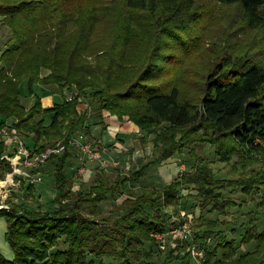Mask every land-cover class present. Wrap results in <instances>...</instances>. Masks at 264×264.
I'll return each instance as SVG.
<instances>
[{"label": "trees", "instance_id": "1", "mask_svg": "<svg viewBox=\"0 0 264 264\" xmlns=\"http://www.w3.org/2000/svg\"><path fill=\"white\" fill-rule=\"evenodd\" d=\"M86 1L90 0H0V19L13 33L0 54V128L11 120L27 147L42 152L78 131L93 142L87 123L99 119L104 124L107 110L120 120L129 118L147 135L154 134L159 156L140 169L126 170L127 162L99 168L91 185L79 177L83 174L78 168L72 176L67 172L79 157L77 149L68 147L65 153L52 156L35 170L43 172L48 165L52 172L57 195L51 205L43 210L9 198L11 210H0L14 254L10 260L0 252V264H197L177 253L180 249L173 248L174 240L164 254V245L155 237L187 220L180 207L189 212L196 209L197 204L188 205L191 197L198 199L201 213L192 212L196 232L183 245L198 243L205 250L202 264H264V230L256 214L248 213L249 224L231 228L232 235L218 230L224 222L214 216L244 206L226 196L227 188L257 195V206H264V61L234 55V50L226 48L216 58L214 64L221 62L213 66L199 97L187 94L177 83L148 84V71L134 82L142 68L118 50L121 41L112 43L105 56L98 55L100 47L92 45L98 23L112 17L115 35L120 37L124 22L140 13L164 39L199 20L200 0H91L103 5L99 10L91 5L80 8ZM218 5H237L243 27L264 30V0H212L207 7ZM178 37V42H184L181 34ZM199 38L204 44L205 35ZM185 40L188 44L195 38ZM126 41L131 43V37ZM192 45L189 48L194 49ZM210 51L211 56L218 54ZM90 59L96 64L91 65ZM23 83L27 94L22 92ZM55 86L62 96L45 109L42 95ZM66 89L84 97L92 93L90 110L81 112L78 100L68 101ZM26 97L34 100L31 107ZM198 145L213 147L223 163L230 164L236 157L231 171L239 172L238 178H218L211 161L195 154ZM9 153L0 141V178L13 171L5 158ZM184 155L193 164L178 177L144 184L143 177L155 162ZM78 181L80 187L75 190ZM38 185L28 186V192L32 194ZM110 200L115 214L107 216L100 208Z\"/></svg>", "mask_w": 264, "mask_h": 264}, {"label": "rangeland", "instance_id": "2", "mask_svg": "<svg viewBox=\"0 0 264 264\" xmlns=\"http://www.w3.org/2000/svg\"><path fill=\"white\" fill-rule=\"evenodd\" d=\"M209 2H212V0H200L198 5V17H200L199 20L196 23L187 26L186 29L183 28L184 31L181 29H177V32H175V36L164 35V39H161L159 37L161 34H159V32H157V30L152 26H150L146 18L142 17V15L140 16V13H138L132 16L131 21L124 22V25L122 26L123 34L120 37H116L115 35L117 27L116 25H114L112 17L109 18V21H104V23L100 21V23H98V25L92 31V45L94 44L95 46L100 47L98 48L100 50L98 55L105 56L106 53L111 50L112 43L121 41L123 44H120L121 46L118 47V50H123L125 52L124 56L126 58H129V60L131 59L130 61H134L139 70H141L142 68L136 78H134V82L137 81L139 77L141 78L143 73L148 71L149 74L146 77V81L150 85L156 84L159 81L165 83L169 82L172 84L177 83V86H179L182 90L187 91V94H190L192 96L197 95L198 97L202 96L204 93V88H202V85H204V82H206V80L208 79L209 74L213 72V66H217V64L221 62L218 61L217 64H214L216 63V58H218L220 54L226 50V48H231L232 50H234L236 52L234 55H248L247 57L257 60V62L264 61V30L256 32L249 30L247 27H243L246 25L242 23V12L237 5H218L207 7V4ZM89 5L94 6V10H99L103 5V1H101L99 5H97V3L95 2H92L91 0L86 1L84 3V6L80 8L87 9L89 8ZM2 23V19H0V51L5 48L8 39L11 38L13 34L11 28H8V26L3 25ZM125 30H127V32ZM121 31L122 30H120V32ZM179 34H181L185 39L195 38V40L193 42L189 41L188 44L186 43L188 40L185 39L184 42H178L177 39L179 38ZM202 34L205 35L204 44H202L199 38ZM189 35L191 37H188ZM128 36H130L132 39L131 43H127L126 41ZM198 41L199 45L196 48ZM155 42L156 44H154ZM190 44H193L192 47L195 46L194 49H196L194 50L189 48ZM249 46H251V48ZM211 48L213 49V51H218L216 57L210 55ZM201 51H203V56L201 54ZM170 52H172V55H169ZM90 61L93 62L91 63V65L96 64L93 59H90ZM98 63L100 64L99 61ZM228 64L229 66H227V69L231 65L230 63ZM125 65L127 66L128 63L125 62ZM52 88L54 89V91H56L55 93L58 94L57 96L61 98L62 95H60L59 88L57 86ZM22 92L24 94L28 93V87L26 83H23L22 85ZM63 93L65 94V96H70V93L72 92L66 89ZM91 94L92 93L87 92L86 97L79 94V98L75 99L78 100V104H82L81 108L78 107L81 112L86 109L90 110L89 102L91 100ZM24 101L29 105L28 107H30V105L34 103V100L32 98L29 99L26 97ZM104 113L116 116V113L111 114V112L107 110L103 112V115ZM47 117H49V115ZM117 117L119 116L117 115ZM91 121L93 122L92 119H90L88 122L90 123ZM11 122V120H8L6 125H14ZM95 122L98 123L96 120ZM133 123L139 128L140 137H137L134 142H129L128 140H126L124 142L126 143V145L119 144L124 147H129L133 151L132 153L130 152L129 155L125 153L123 155H119V157L122 163H130V168L136 167L140 169L142 168V166L149 164L151 161L157 159L159 153L156 152L157 149L155 147V143L153 142L155 135H147L141 130V126H139L135 122ZM104 125L100 127L99 130L102 131L101 134L107 135L108 138H110L108 131H106L107 129H104ZM1 140L4 139L0 135V141ZM110 140H113L112 137L110 138ZM112 142L114 141H108L109 144L106 143V147H112ZM194 152L199 157L211 161V168L213 169V172L218 176V178H238L239 172L231 171V165L237 160L236 157L234 158L232 163L227 164L219 161V159L214 154L213 147L205 146L204 148H201L198 145L194 149ZM182 161L186 163L183 164ZM192 164L193 161L190 160V156L187 157L185 155L183 157L175 156L166 161L155 162L153 165H151L150 170L143 177V182L145 185L152 184L153 182H155L156 184L170 182L174 178L178 177L181 172L189 169ZM81 167L83 166L79 159L78 169L80 170ZM99 168L100 166L97 164V162H87V164L85 165V173H89L87 171L89 169L93 172L90 179H87V184L91 185L92 183H94ZM240 170L241 168L239 165L238 171ZM20 176L21 175H19L18 177ZM42 176L43 181L39 184L38 187H34L35 189L33 190L32 194H30L29 192H26L25 194L24 190L22 191V189H17V192H15L16 194L14 193L15 196L13 195V201L18 204H30L33 206H38L40 207V209L46 210V207L51 205L52 200L55 199L57 193L55 189V180L52 177V172L50 171L49 173L48 170H44L42 172ZM7 177L0 178V188L4 185V182L7 181ZM79 177L82 178V180L85 182L84 176L80 175ZM15 185L17 186L18 184L15 183ZM28 186L29 185H25L23 187L25 191L28 190ZM224 191L226 192L227 197H231L236 202H242L244 206L230 209L227 215L214 214L216 218L220 219L221 223L224 222L223 225L218 227V230L226 231L228 235H232L231 228L235 226L236 228H241L243 223L249 224L250 216L248 215V213L250 212L256 214L257 218H259L258 223L260 222L259 228L260 230H264V206H257V203H260L259 196H245L240 189L227 188ZM125 198L126 197H123L122 199H120V201L122 202ZM190 199L192 200L189 201L188 205L193 203L197 204L196 209L194 208L192 212H197V214L200 215L201 206H199L198 199H194L193 197H191ZM2 201L3 198H0V202ZM181 207L180 210L182 212H185L186 218L188 219L186 223L188 225V230L190 231V234H194L196 232V228L194 226L196 216L194 215V213L184 210ZM100 210L102 211V214H105L107 216H109L110 214H115L114 205L111 200L105 202ZM167 210H173L174 212L173 208H169ZM207 214L209 215L210 213ZM188 216H192V218ZM5 221L6 218L0 215V244H6ZM177 226L178 225H176L175 227H170L166 233L174 230L175 228H177ZM240 231L241 230H239V232ZM155 237H157L162 245H164L162 246L163 250L166 251L164 252V254H166L168 250H166V245L169 246L170 243L172 244L174 240L172 246L173 248L177 247L175 249L179 248L180 250H178L177 253L179 252V254H181L182 256L186 254L193 260H195V258H200L199 254H203V257L205 256V250L201 248L198 243L196 244L200 251H198L197 249L194 253L193 251H189L188 243L185 246L183 245L185 243V239L175 237L174 235H172V233L166 236L155 235ZM7 248H9L7 247V244L6 247H1L6 255ZM13 259L14 258H12L11 260ZM201 261L202 263H204L203 258L201 259Z\"/></svg>", "mask_w": 264, "mask_h": 264}, {"label": "built area", "instance_id": "3", "mask_svg": "<svg viewBox=\"0 0 264 264\" xmlns=\"http://www.w3.org/2000/svg\"><path fill=\"white\" fill-rule=\"evenodd\" d=\"M70 94V96H67V100L70 102L80 96L78 92H72ZM81 106L82 104H79L78 107L81 108ZM0 135L4 139L1 141L8 146L10 152L5 158L13 168V171L7 177V181L4 182V185L0 188V198H3V201L0 202V210H6L8 212L11 210V205L8 204L7 201L9 198H12L15 192H17L16 190H20V187L23 186V184L30 186L41 183L43 181L42 172L36 173L35 170L42 168L52 156L65 153L68 147L78 150L79 158L83 166L80 168L79 173L83 175L86 174L85 165L88 161L97 162L100 168L104 169L121 167L122 162L120 161L119 155L125 153L130 154L131 151L129 147H124L119 144L109 148L102 144L95 145L94 142L89 140L84 131H78L76 134L66 136L56 146L48 147L42 152H36L29 149L14 125H6L0 128ZM125 169H130V163H128ZM19 175L21 176L18 177ZM15 183L18 184V187ZM181 215L186 217L185 212H181ZM188 217L192 218V216ZM187 221L188 219L183 223H179L177 228L171 230L169 233L158 235L166 236L172 233V235L179 237L180 239H188L192 237V233L190 234V231L188 230V225L186 224ZM197 249L200 251L195 242H192L191 245H189V251L195 253ZM199 257L200 258H195L194 261L197 264H202L201 259L203 258V254H199Z\"/></svg>", "mask_w": 264, "mask_h": 264}, {"label": "crops", "instance_id": "4", "mask_svg": "<svg viewBox=\"0 0 264 264\" xmlns=\"http://www.w3.org/2000/svg\"><path fill=\"white\" fill-rule=\"evenodd\" d=\"M0 52H2V51H0ZM55 92L56 91H54L53 88H50V89H47V93L42 95L41 101H42L43 108L49 109V108H52L54 106L56 99L59 98L57 96L58 94H56ZM29 99H31V98H29ZM30 107H31V105H30ZM96 121L98 123H96L95 120L93 119V122L92 121L90 123L88 122L87 125H89V135H91V137L93 138V142L94 143L96 142L99 145L102 144V145L107 146L106 143H108V141H114L111 144L112 147L117 145V144H121V145L125 144L126 145V143H124L126 140H128L129 142H134L137 139V137H140L139 136L140 135L139 134V128L133 122H131L129 120V118H124L123 120H120L117 116H112L110 114L104 113V117H103L102 121L105 124V128L107 127L106 131H108L110 138L112 137L113 140H110V138H108L107 135L101 134L102 131L99 130V128L102 127L104 124H102L101 120H99V119H96ZM109 143H111V142H109ZM127 155H129V154H127ZM78 167H79V157L74 159L73 162L71 163V165H69V167L67 169L68 174L70 176L75 174V171L77 170ZM44 170H48V165L45 166ZM87 171L90 174L87 173V174L83 175L84 179H85V183H87L86 182L87 179L88 178L90 179L91 174L93 173L90 169ZM24 186H25V184L23 185V187ZM79 187H80V183L78 182L77 184H75L74 189L77 190V189H79ZM23 190H24L25 194H26V192H28V190L25 191V189L22 188V191ZM15 194H13V195L15 196ZM14 196H12L13 200H14ZM5 222H6L5 237H6L7 221H5ZM6 244H7V247H9L6 249L7 255L4 253L3 249H1V247H3V248L6 247ZM6 244H0V252L2 254H5V256L11 260L12 258H14V254H13L12 250L10 249V246L7 243V241H6Z\"/></svg>", "mask_w": 264, "mask_h": 264}]
</instances>
